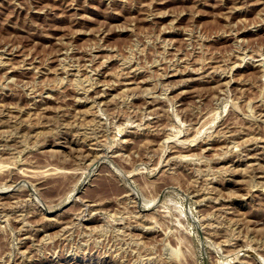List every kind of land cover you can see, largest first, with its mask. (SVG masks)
<instances>
[{
  "label": "rangeland",
  "instance_id": "rangeland-1",
  "mask_svg": "<svg viewBox=\"0 0 264 264\" xmlns=\"http://www.w3.org/2000/svg\"><path fill=\"white\" fill-rule=\"evenodd\" d=\"M0 162V264H264V0H0Z\"/></svg>",
  "mask_w": 264,
  "mask_h": 264
},
{
  "label": "bare ground",
  "instance_id": "bare-ground-1",
  "mask_svg": "<svg viewBox=\"0 0 264 264\" xmlns=\"http://www.w3.org/2000/svg\"><path fill=\"white\" fill-rule=\"evenodd\" d=\"M236 9V8H235ZM234 9V10H235ZM238 9V8H237ZM31 64V63H30ZM202 77V76H201ZM111 87V86H110ZM103 92H104V90H103ZM102 92V93H103ZM101 93V94H102ZM109 93V92H108ZM94 95H96V94H94ZM98 96V95H97ZM96 97V96H95ZM94 98V97H93ZM98 98V97H97ZM89 101V100H88ZM95 101V100H94ZM79 103V102H78ZM183 146V145H182ZM1 163V162H0ZM4 166H5V164H4ZM1 167V166H0ZM1 168H3V167H1ZM5 169V168H4ZM2 170V169H1ZM31 170V169H30ZM43 170V169H42ZM57 170V169H56ZM36 171V170H35ZM43 171H45V170H43ZM53 171V170H52ZM63 171V170H62ZM70 171V170H69ZM72 171V170H71ZM2 172V171H1ZM25 172V171H24ZM49 172V171H48ZM56 172V171H55ZM40 173V172H39ZM47 173V172H46ZM29 174V173H28ZM35 174V173H34ZM37 174V173H36ZM44 174V173H43ZM32 175V174H31ZM54 175V174H53ZM62 178H64L65 179V177H62ZM58 182V181H57ZM21 183V182H20ZM14 185V184H13ZM15 187V186H14ZM8 189V188H7ZM45 216H47V215H45ZM48 225V224H47ZM67 225V224H66ZM65 228V227H64ZM43 230V229H42Z\"/></svg>",
  "mask_w": 264,
  "mask_h": 264
}]
</instances>
